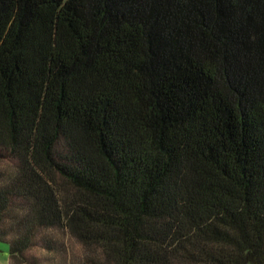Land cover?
Returning a JSON list of instances; mask_svg holds the SVG:
<instances>
[{"label":"trees","instance_id":"trees-1","mask_svg":"<svg viewBox=\"0 0 264 264\" xmlns=\"http://www.w3.org/2000/svg\"><path fill=\"white\" fill-rule=\"evenodd\" d=\"M57 232L85 264H264V0H0V242Z\"/></svg>","mask_w":264,"mask_h":264},{"label":"rangeland","instance_id":"rangeland-1","mask_svg":"<svg viewBox=\"0 0 264 264\" xmlns=\"http://www.w3.org/2000/svg\"><path fill=\"white\" fill-rule=\"evenodd\" d=\"M9 167V163L2 164ZM54 246L51 251L38 248L29 253L30 263L26 264H54L67 260L68 264H85V250L82 245L62 232L54 233ZM0 264H11L9 246L0 242Z\"/></svg>","mask_w":264,"mask_h":264}]
</instances>
